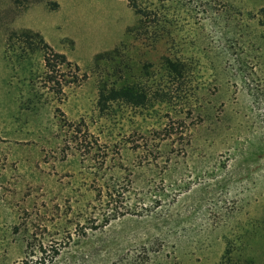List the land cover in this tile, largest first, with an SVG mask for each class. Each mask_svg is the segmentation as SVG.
<instances>
[{"label":"rangeland","instance_id":"obj_1","mask_svg":"<svg viewBox=\"0 0 264 264\" xmlns=\"http://www.w3.org/2000/svg\"><path fill=\"white\" fill-rule=\"evenodd\" d=\"M186 4L183 27L221 50L192 58L222 64L203 76L218 104L205 121L156 100L99 109L103 79L145 73L150 88L175 51L140 33L129 0H0V264H225L237 250L264 264V75L248 18L264 0ZM45 44L70 63L49 71Z\"/></svg>","mask_w":264,"mask_h":264},{"label":"trees","instance_id":"obj_2","mask_svg":"<svg viewBox=\"0 0 264 264\" xmlns=\"http://www.w3.org/2000/svg\"><path fill=\"white\" fill-rule=\"evenodd\" d=\"M155 1L150 4H143L138 0H129L138 15L136 28L140 30V33L142 32V34L151 38L154 43L164 41L167 44L173 45L175 48L174 53L169 52L159 60V71H157L159 76L155 82L156 86L154 84H152V87L150 85V88H147V84L145 85L146 87L144 86L143 81L146 80L143 77L146 75L145 73L140 75V78L131 81H121L120 78H113L112 80L103 79L99 83L97 102L99 109L101 111H108L110 106L118 101L132 102L143 106L149 101L156 100L164 107H168L169 111L172 112L174 110L179 115L178 117L196 116L198 119L200 118L204 121L210 119L212 110L218 104L210 96L209 82L203 79V76L207 67L217 71L218 68H221L222 64L215 63L208 65L200 61V59L194 60L192 58H195L194 56L219 55L221 54V50H216L210 46L209 48L201 46L203 43L201 37L198 35L193 37V34L199 28L196 24L186 29L183 27L185 25L180 23L181 12L185 9L187 0ZM248 18L255 19L256 29L259 31L257 37L260 39L257 45L252 40L250 49L256 51L255 56L259 60L250 66L255 74H257L258 70L259 73L264 75V5L256 13H249ZM239 20L242 21L243 18L241 17ZM237 25L240 30L239 35L243 37L244 33L242 29L247 28L249 24L248 22L244 24L243 22H238ZM182 31L184 32L182 33ZM187 38L193 41L188 47L183 41ZM45 46L50 49L44 57L45 65L49 71H52L55 61H61L62 65L70 63L65 54L53 53L48 44H45ZM113 52H116V49ZM116 69L117 73L121 72L122 68L119 65ZM238 69L244 71L247 67L240 65ZM119 77L121 76L119 75ZM262 77L264 78V76ZM51 81L60 83L59 78H51ZM148 90H151V95H149ZM181 129V132H184V126H181ZM172 132L168 130L166 133L167 137H171L173 135ZM237 252L235 255H232V251L229 252V255L227 253V257L225 256L227 262L225 264H260L256 258L244 254L243 251L237 250Z\"/></svg>","mask_w":264,"mask_h":264}]
</instances>
